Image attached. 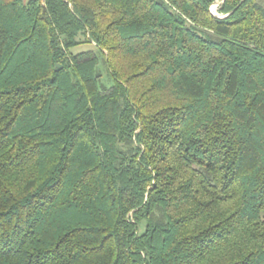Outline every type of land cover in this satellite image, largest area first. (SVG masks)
Listing matches in <instances>:
<instances>
[{
	"label": "trees",
	"instance_id": "16d2710c",
	"mask_svg": "<svg viewBox=\"0 0 264 264\" xmlns=\"http://www.w3.org/2000/svg\"><path fill=\"white\" fill-rule=\"evenodd\" d=\"M0 264H264L261 0H0Z\"/></svg>",
	"mask_w": 264,
	"mask_h": 264
},
{
	"label": "rangeland",
	"instance_id": "374dc122",
	"mask_svg": "<svg viewBox=\"0 0 264 264\" xmlns=\"http://www.w3.org/2000/svg\"><path fill=\"white\" fill-rule=\"evenodd\" d=\"M23 1L24 2H28V1H31V0H23ZM261 3L264 5V0H261ZM217 6H218L217 3H215L212 6V11H213V13H215V15H217ZM78 40L79 41L80 40L83 41L82 36H79ZM90 49H92L90 45L83 44V45H80V46L74 48L72 50V53L77 54V53H80V52L88 51ZM99 58H100V64L98 66V71L101 72V75H102L101 83L103 85H105V86L110 87L112 85V81H111V79H110V77L108 75L107 69L104 67V65L102 63V55L99 54ZM144 230H145V223L143 222V223H141L139 225V232L138 233L141 235V234H143Z\"/></svg>",
	"mask_w": 264,
	"mask_h": 264
},
{
	"label": "water",
	"instance_id": "95a60500",
	"mask_svg": "<svg viewBox=\"0 0 264 264\" xmlns=\"http://www.w3.org/2000/svg\"><path fill=\"white\" fill-rule=\"evenodd\" d=\"M218 4V3H217ZM215 14V13H214Z\"/></svg>",
	"mask_w": 264,
	"mask_h": 264
}]
</instances>
